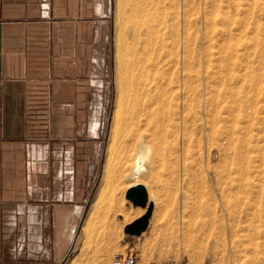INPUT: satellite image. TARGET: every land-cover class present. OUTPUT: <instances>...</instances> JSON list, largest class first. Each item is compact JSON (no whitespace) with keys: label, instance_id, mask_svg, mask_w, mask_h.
I'll return each mask as SVG.
<instances>
[{"label":"rangeland","instance_id":"374dc122","mask_svg":"<svg viewBox=\"0 0 264 264\" xmlns=\"http://www.w3.org/2000/svg\"><path fill=\"white\" fill-rule=\"evenodd\" d=\"M110 4L103 53L112 177L83 240L79 219L58 264L75 256L80 264H109L114 253H125L110 242L122 236L136 242L141 262L264 264V0ZM184 104L190 105L187 123L162 121ZM218 110L216 142L202 135L200 124ZM148 111H154L150 119ZM142 139L152 149L143 180L154 208L137 236L120 226L118 213L129 220L148 211L124 194L135 180L130 174ZM240 147L249 163L240 159Z\"/></svg>","mask_w":264,"mask_h":264},{"label":"crops","instance_id":"0c3cea01","mask_svg":"<svg viewBox=\"0 0 264 264\" xmlns=\"http://www.w3.org/2000/svg\"><path fill=\"white\" fill-rule=\"evenodd\" d=\"M110 14V0H0V264H58L79 219L83 240L108 157Z\"/></svg>","mask_w":264,"mask_h":264},{"label":"bare ground","instance_id":"6f19581e","mask_svg":"<svg viewBox=\"0 0 264 264\" xmlns=\"http://www.w3.org/2000/svg\"><path fill=\"white\" fill-rule=\"evenodd\" d=\"M206 107L211 111L212 110V107H213V104L210 103ZM119 108H120V105H118V109H117V111L115 113L114 124H113L112 130H111V134L112 135L115 134L116 131H117V126H116L117 123L116 122L118 121V119L120 117V110H119ZM177 108H178L177 113H168L167 115L163 114V117H162L163 120L162 121H164V120H167V122H170L171 121L173 126H176L177 124H180L179 122H181V121L184 124L187 123L188 122V118H189L190 105L189 104H186V105L184 104V107L177 105ZM175 111H176V109H175ZM146 113H145V115H146ZM153 113H154V111H150V112L148 111V117H149V119H150V117L152 115H154ZM133 115H134V113H133ZM160 116H162V115H160ZM148 117L145 116V118H148ZM156 128H158V127H156ZM200 129H201V133H202V135H204V137L206 136L209 140H212V141L215 140L217 142L220 139L221 135H222V116H221V113L219 112V110H218V112L217 111L215 112V114L212 116V118H211L210 121L209 120H207L205 122L202 121L201 124H200ZM155 132H158V131H155ZM247 145H249V144L247 143ZM109 147H111V146L109 145ZM247 149H249V146L247 147ZM245 151H246L245 147L244 148L243 147H240V151H239L240 152V159L241 160H246L247 159V162L249 163L251 159L248 160V155H245L246 154V153H244ZM151 152H152L151 147L147 144V142L145 141V139H142L141 142H140V144H139V147L137 149V153H136V155L134 157L133 165H132V172L130 174V176L132 178H134L135 180L134 181H131L128 184L127 188L128 187H132L134 185H137L139 183H142V184L146 185L145 182H144V180H143V177L145 176L146 173H148L147 162L150 159ZM111 158L112 157H107L106 158L107 161H106V165H105L106 166L105 179L103 178L104 179L103 180L104 182H103L102 186L100 187V189L98 191V194H97L95 200L92 203L91 210H90V212L88 214V217H87V220H86V222L84 224L85 234L87 233V231L89 229V226H90V223H91L92 214H93L94 210L97 208V206H98V204H99V202H100V200L102 198L103 191L106 188V186L108 185L109 179L112 177V175L110 174V164H111L110 161H111ZM147 191H148V188H147ZM139 213L141 214L142 211L139 212ZM70 264H80V258H78L77 256H75V258L70 262Z\"/></svg>","mask_w":264,"mask_h":264},{"label":"water","instance_id":"95a60500","mask_svg":"<svg viewBox=\"0 0 264 264\" xmlns=\"http://www.w3.org/2000/svg\"><path fill=\"white\" fill-rule=\"evenodd\" d=\"M126 197L133 202L136 206L147 207L148 205V191L144 184L139 183L130 187L126 193ZM154 208V203L151 202L148 205V211L143 216L139 217L133 223L129 224L125 228V232L131 235H140L145 231L150 224V217L152 215V211ZM88 209V205L86 207V211ZM64 264V262H61Z\"/></svg>","mask_w":264,"mask_h":264},{"label":"built area","instance_id":"2783aa9c","mask_svg":"<svg viewBox=\"0 0 264 264\" xmlns=\"http://www.w3.org/2000/svg\"><path fill=\"white\" fill-rule=\"evenodd\" d=\"M109 264H177L175 261H162L159 259H152L148 262H141L133 251L125 253H114Z\"/></svg>","mask_w":264,"mask_h":264}]
</instances>
